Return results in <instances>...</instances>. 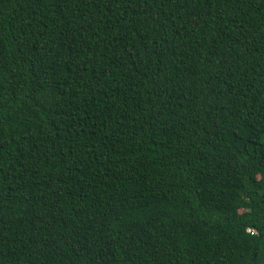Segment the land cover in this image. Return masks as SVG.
I'll list each match as a JSON object with an SVG mask.
<instances>
[{"label":"trees","instance_id":"1","mask_svg":"<svg viewBox=\"0 0 264 264\" xmlns=\"http://www.w3.org/2000/svg\"><path fill=\"white\" fill-rule=\"evenodd\" d=\"M0 264H264V0H0Z\"/></svg>","mask_w":264,"mask_h":264}]
</instances>
